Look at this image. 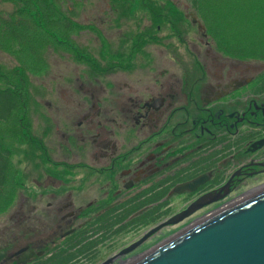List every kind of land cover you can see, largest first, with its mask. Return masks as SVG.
<instances>
[{"label":"flooded vegetation","instance_id":"af4514ba","mask_svg":"<svg viewBox=\"0 0 264 264\" xmlns=\"http://www.w3.org/2000/svg\"><path fill=\"white\" fill-rule=\"evenodd\" d=\"M178 61L180 74L162 66L119 84L108 123L45 155L51 168L37 184L58 201L49 228L36 225L26 264H130L264 189L263 65L196 58L191 75ZM17 258L6 253L0 264Z\"/></svg>","mask_w":264,"mask_h":264},{"label":"rangeland","instance_id":"374dc122","mask_svg":"<svg viewBox=\"0 0 264 264\" xmlns=\"http://www.w3.org/2000/svg\"><path fill=\"white\" fill-rule=\"evenodd\" d=\"M58 1L73 21L91 28L70 34L76 53L66 50V43L61 44L63 48L48 47L34 58L25 52V59L28 63L31 59V67L35 68L33 72L25 70L28 108L23 125L27 129L23 135L20 118L16 120V117L0 126V148L11 152L12 165L5 186L4 212L0 214V250L9 255L21 248L35 253L36 225L43 224L48 229L54 217L53 207L48 206L58 200L49 196L45 183L37 184L39 170L51 168V161L45 155L64 153L57 150L62 145L75 148L87 138L81 139L85 129L90 138V130L97 123H108L113 117V97L119 84L138 78L144 80L143 76L156 74L162 66H167L168 73L180 74L182 68L177 65L178 60L191 68V75L197 74L193 66L196 58L227 59L238 68L247 63L264 67V60L235 59L220 49L237 40L243 42V47L253 42L256 47L264 48V32L254 40L250 32L255 31L250 29H244L243 33L240 29H204V35L197 24L191 22V15L197 16L192 0ZM211 1L203 0L206 12ZM242 1L250 7H255L256 2L264 4L262 0ZM15 7L17 4L14 6L11 1L0 2V13L10 14ZM244 8L249 10L248 6ZM198 22L203 25L200 15ZM205 42L211 50L209 55L204 54L209 49ZM17 65L14 55L0 52L3 71ZM98 108L110 119L98 116ZM85 115L90 118L84 119L85 123L77 128ZM90 119L93 124H89Z\"/></svg>","mask_w":264,"mask_h":264},{"label":"trees","instance_id":"16d2710c","mask_svg":"<svg viewBox=\"0 0 264 264\" xmlns=\"http://www.w3.org/2000/svg\"><path fill=\"white\" fill-rule=\"evenodd\" d=\"M4 1L13 2L14 6L16 3L17 7L8 15L0 13V52L14 55L18 65L7 72L0 66V84H3L0 86V126L7 125L15 117L16 120L20 118L19 127L24 135L28 108L25 70L35 71L31 59L29 63L25 59V52L34 58L48 47L59 48L66 43L65 49L76 53L70 34L91 27L73 21L58 0H0ZM191 2L198 16L196 19L201 16L204 29H240V33L250 29L255 31L250 32L252 40L264 32V4L256 2L253 3L255 7H250L242 4V0H229L227 4L212 0L206 12L203 0ZM233 42L220 47L225 55L241 60L247 57L264 60V48L256 47V43L243 47V42ZM10 154L8 149L0 148V214L4 212L2 205L6 202L5 186L12 166Z\"/></svg>","mask_w":264,"mask_h":264},{"label":"water","instance_id":"95a60500","mask_svg":"<svg viewBox=\"0 0 264 264\" xmlns=\"http://www.w3.org/2000/svg\"><path fill=\"white\" fill-rule=\"evenodd\" d=\"M191 22L203 26L191 15ZM193 186V184L183 187ZM19 249L16 264L33 256ZM6 252L0 250V262ZM130 264H264V189L189 226Z\"/></svg>","mask_w":264,"mask_h":264},{"label":"bare ground","instance_id":"6f19581e","mask_svg":"<svg viewBox=\"0 0 264 264\" xmlns=\"http://www.w3.org/2000/svg\"><path fill=\"white\" fill-rule=\"evenodd\" d=\"M189 226H191V225H189ZM189 226H187L185 229H187ZM182 232V231H181ZM172 238V237H171Z\"/></svg>","mask_w":264,"mask_h":264}]
</instances>
